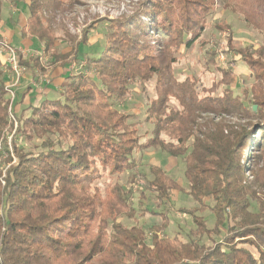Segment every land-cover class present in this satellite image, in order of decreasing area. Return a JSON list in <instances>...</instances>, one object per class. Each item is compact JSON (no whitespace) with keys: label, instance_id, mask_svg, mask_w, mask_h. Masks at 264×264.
I'll return each mask as SVG.
<instances>
[{"label":"trees","instance_id":"trees-1","mask_svg":"<svg viewBox=\"0 0 264 264\" xmlns=\"http://www.w3.org/2000/svg\"><path fill=\"white\" fill-rule=\"evenodd\" d=\"M6 3L24 6L23 35L50 55L52 71L66 74L72 65L80 71L65 77L59 96L21 109L7 143L11 100L0 64V152L6 155L0 166V264H264V0L222 5L260 34L259 45L235 44L224 18L214 27L226 31L225 64L217 37L206 69L184 78L176 73L179 54L205 46L216 0H140L132 14L94 16L81 37L66 28V37L57 36V12H73L80 0H0V22ZM98 25L104 45L83 60L80 45ZM67 40L68 50L55 49ZM231 53L249 83L240 81ZM17 60L34 80L46 70L39 56L18 51ZM137 81L155 84L148 109L154 129L144 142L129 123L131 114L115 106ZM17 103L11 107L16 112ZM149 148L185 161L184 184L152 165L145 190L158 204L168 203L173 190L193 199V207L181 209L193 223L186 235L167 231L165 207L151 211L163 222L150 227V236L141 225L124 223L133 207L123 186L100 188L106 171L135 169V152ZM200 210H208L212 224Z\"/></svg>","mask_w":264,"mask_h":264},{"label":"rangeland","instance_id":"rangeland-1","mask_svg":"<svg viewBox=\"0 0 264 264\" xmlns=\"http://www.w3.org/2000/svg\"><path fill=\"white\" fill-rule=\"evenodd\" d=\"M82 5H76L74 9L67 12H60L58 11V17H57V36L58 37H66L64 33V28H66L68 31H70L72 34H80L84 28H86V25L90 22V20L96 16V17H109L110 19H115L118 17H121L122 15H129L132 14L134 10H136V6L138 1L140 0H80ZM218 4V13L215 16L214 19H210L209 27L206 30L204 34V40H206L205 46L196 45L192 49L186 51V52H180L179 56L182 59L181 63L176 66V73L179 74L180 78H184L186 74L191 73H197L199 70L203 71L206 69L205 62L210 57V52L214 49V43L217 37L220 39V47L218 49V58L219 54L226 50L225 47V34L226 31H220L217 32V29L214 27L215 24L221 23L224 18L229 21L232 24L233 30H234V43L240 44L243 46L249 45V44H257L259 45L262 41V37L260 34H258L257 31L252 30L247 26L243 20L234 12H232L230 9L224 8L223 2L224 0H216ZM21 3H17V6L14 7L9 4H5L4 10H3V17L4 19H9V26H12V24L15 23L16 18L19 20V15L23 9L21 7ZM23 6V5H22ZM24 7V6H23ZM21 9V11H20ZM24 14V13H23ZM25 21V20H24ZM12 22V23H11ZM25 23V22H24ZM2 26V25H1ZM99 28L96 30H93L89 34V40L85 44L80 45V57L82 59L85 58V56H95L97 55V51H101L103 45H104V39L101 37V30L102 26L98 25ZM14 27H16L17 31H19L20 23H15ZM105 28V27H104ZM3 38L2 34H0ZM32 38V37H31ZM7 39V38H5ZM9 41V39H7ZM16 39L14 38V41ZM9 43L17 49L10 41ZM16 44H18V41H15ZM61 50L62 52H65L66 48L71 46V42L68 40L66 42H62L55 46V49ZM23 49H26L29 51V48L22 47ZM32 51V55L39 56L42 63L45 65L46 70L45 72L41 73L40 76H38V81L35 83V89H39L38 95H41V93L45 92V89L43 88V85L41 81H52V75L56 74L58 75V69L57 71H52L53 67L50 64L51 60L50 55L47 54V52L44 54L42 51V46L37 42L34 43V46L30 48ZM225 55V52H223ZM10 53H7V60L9 61ZM231 60L236 63V65L239 64V57L235 56L233 53H231ZM18 62V60H17ZM226 62V59H225ZM225 62H221V64H225ZM85 63V61L82 62V65ZM18 66L19 70V77L18 74L14 71H7V84H10L9 86L12 87L14 93L17 95V91L22 89V84L27 83L24 79V72L22 68ZM80 66L78 65H72L68 70L71 74H75L80 71ZM7 70H9L7 68ZM236 70L238 73H242V76L240 81H243V83H249L250 79L247 78V72L246 68H244L243 65L236 67ZM18 79V82H17ZM24 80L23 82H20ZM239 81V82H240ZM17 82V83H16ZM63 85V84H62ZM61 85V86H62ZM155 84L153 83H146V82H140L137 81L131 86V93L124 101H119L116 103L117 109H120L126 113L131 114V118L129 119V123H133L135 127L139 131L140 140L142 142L146 141L148 138L152 136V132L154 129V120L151 119L148 112L149 105L151 103V100L155 97ZM61 88L63 91V87ZM34 90V89H33ZM31 90L35 94V91ZM30 91V92H31ZM8 94V92H7ZM8 97L10 96L7 95ZM48 97H52V94ZM11 98V97H10ZM15 103V100H14ZM11 110V112H10ZM9 112L13 114V116L10 115L11 118V126L12 130L7 133V143H10L13 139V135L16 133L19 121H18V112L15 110L10 109ZM149 117V118H148ZM231 119V118H230ZM234 119H231L233 121ZM165 139H167L166 135H163ZM168 140V139H167ZM0 146L1 151L3 149V139L0 138ZM245 154L244 157L247 159L249 154V149L245 147ZM252 151V150H250ZM1 153V152H0ZM6 155L5 153L0 154V166L5 167L4 159ZM135 157L137 159V167L133 170H127L120 174H114L111 175L106 171L103 175V177L98 181L100 184V188L102 191H104L107 187L108 183H114L118 182L121 186L124 188V192L128 194V202L132 204L133 210L130 212L132 215V218L126 219L124 218L123 221L126 224H139L141 225L147 232V235L150 236L151 232L149 231L150 227L152 226H160L163 222L162 215L154 214L151 211H157V212H164L165 208L169 210L168 219L170 221V225L168 227V232L172 235H175L177 232H180L184 235L191 230L193 227V223L191 221V218H189V215L186 212H182L184 210H181L182 208H191L195 205V202L193 199L186 194L179 193L177 190H173L170 193V199L169 202L166 204H158L155 194L145 190L146 183H147V177H149L150 172V166L152 165H161L163 166L168 174L179 181V183H185L184 178V168H185V161L181 158L171 159L168 157V154L161 151L159 148H149L146 151H138L135 152ZM148 175V176H147ZM147 207L148 211L146 210L145 214H143V210L140 208L141 206ZM139 208L141 210H139ZM205 215L208 220H210V224L213 223V216L208 212V210H200L199 215ZM197 239V238H196ZM218 240L220 239L219 236H215L212 238V240ZM202 242L207 241V238L204 237ZM207 244H212L211 241L207 242ZM253 252L257 253L256 250L250 246H248Z\"/></svg>","mask_w":264,"mask_h":264},{"label":"crops","instance_id":"crops-1","mask_svg":"<svg viewBox=\"0 0 264 264\" xmlns=\"http://www.w3.org/2000/svg\"><path fill=\"white\" fill-rule=\"evenodd\" d=\"M6 4L12 5L14 7L17 6V4H14V3L13 4L12 3L11 4L6 3ZM21 7H22L23 11L20 14H18L19 20H17V18H16V21H15L16 24L20 23L19 31H17L16 27H14L15 23L12 24V26H9V22H10V21H8L9 19L8 18L4 19L3 12H2V21L0 22V34L5 36V38L9 39V41L15 47H17L19 49L18 51H20L24 57L30 56V55L35 56V55H32V51L30 50V48H32L34 46L36 39L31 38L30 36H27V35L25 36V35H23V32H22L24 25H25L24 22H26L27 15H26L24 7L22 5H21ZM3 10H4V8H3ZM20 11H21V9H20ZM14 38L16 39L15 41H18V44L15 43ZM22 47L29 48L28 49L29 51H27L26 49H23ZM7 53L8 52L3 51L0 48V64H1L5 74L7 72V65H8L7 64V62H8ZM69 70L66 72V74H64L63 73L64 70L59 68L58 69V75H56V74L52 75V79H54L53 82L41 81V83L44 84L43 88L45 89V92L41 93V95H38L39 89H35V83L38 81V78H37V80H34L31 75L24 74V78H22V79L27 81V83L21 85V86H23L22 89L17 91V95L14 93L13 99L10 98V96H9V98L11 100V107L13 106V104H16L17 102H19V104L17 103V105H16V110L20 111L21 109L26 108L31 102L38 103L39 100H41L42 98L48 97L51 94H52V97L59 96V92H62L61 91L62 89L59 87L62 84L64 85L68 82L65 77L68 76L69 74H71ZM24 80H22L20 82L24 83ZM46 84H47V87H46ZM63 85L61 87H63ZM31 90L35 91V94H37V95L34 96V93ZM7 95H9V94H7ZM14 100H15V103H14Z\"/></svg>","mask_w":264,"mask_h":264},{"label":"built area","instance_id":"built-area-1","mask_svg":"<svg viewBox=\"0 0 264 264\" xmlns=\"http://www.w3.org/2000/svg\"><path fill=\"white\" fill-rule=\"evenodd\" d=\"M0 48L3 51H6V52L10 53V57H9L10 60L7 62V64H8L7 68L9 70H7V71H9V72L10 71H14V72H16L18 74V77H19V70H18V66H17L18 65V62H17V51H16L17 49L12 47V45L9 43V41L7 39L3 38L1 35H0ZM225 59H226V56L224 55V53L223 52L220 53L219 54V60L221 62H225ZM17 82H18V79H17ZM9 85L10 84H8L6 86V90H7L8 94L10 93V97L13 99L14 91H13L12 87L9 86ZM10 109H11V107H10ZM10 112H11V110H10ZM10 115L13 116L12 113H10Z\"/></svg>","mask_w":264,"mask_h":264},{"label":"water","instance_id":"water-1","mask_svg":"<svg viewBox=\"0 0 264 264\" xmlns=\"http://www.w3.org/2000/svg\"><path fill=\"white\" fill-rule=\"evenodd\" d=\"M253 109H254V110H256V109H257V106H256V105H254V106H253Z\"/></svg>","mask_w":264,"mask_h":264}]
</instances>
